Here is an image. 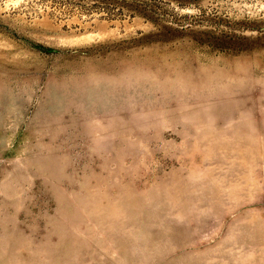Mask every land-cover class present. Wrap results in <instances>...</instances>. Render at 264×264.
<instances>
[{"label":"rangeland","instance_id":"1","mask_svg":"<svg viewBox=\"0 0 264 264\" xmlns=\"http://www.w3.org/2000/svg\"><path fill=\"white\" fill-rule=\"evenodd\" d=\"M0 264H264V0H0Z\"/></svg>","mask_w":264,"mask_h":264},{"label":"trees","instance_id":"2","mask_svg":"<svg viewBox=\"0 0 264 264\" xmlns=\"http://www.w3.org/2000/svg\"><path fill=\"white\" fill-rule=\"evenodd\" d=\"M49 51H54L53 49H51V48H47Z\"/></svg>","mask_w":264,"mask_h":264}]
</instances>
